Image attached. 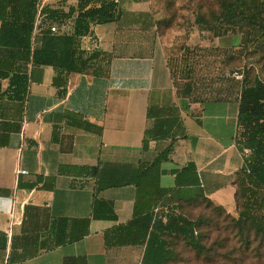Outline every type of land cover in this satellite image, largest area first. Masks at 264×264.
I'll return each mask as SVG.
<instances>
[{
    "label": "crops",
    "instance_id": "crops-1",
    "mask_svg": "<svg viewBox=\"0 0 264 264\" xmlns=\"http://www.w3.org/2000/svg\"><path fill=\"white\" fill-rule=\"evenodd\" d=\"M27 1L35 5L34 23L39 12L44 17L31 51L53 23L49 12L74 24L77 5ZM110 1L117 5L115 20L92 23L79 44L106 56L104 76L13 62L0 48L7 66L0 69V232L7 236L0 264H146L150 229L137 244L117 243L137 229H122L134 219L135 183L171 193L197 187L213 206L236 215L235 179L244 165L237 144L240 93L200 103L178 98L154 1ZM158 121H173V130L147 140L145 132ZM60 166L96 171L61 175ZM169 197L153 208L150 225L166 222L168 204L160 202ZM95 202L100 218H93ZM60 219H89L87 235L56 246L51 226Z\"/></svg>",
    "mask_w": 264,
    "mask_h": 264
},
{
    "label": "trees",
    "instance_id": "trees-1",
    "mask_svg": "<svg viewBox=\"0 0 264 264\" xmlns=\"http://www.w3.org/2000/svg\"><path fill=\"white\" fill-rule=\"evenodd\" d=\"M248 6L245 0H236L235 3H229L224 10L223 17L227 23L234 28L252 29L255 36L262 34L261 29L252 21L240 14V10ZM35 5L27 0H0V48L8 50L13 62L32 61L37 66L52 67L67 74H90L93 76L106 75L108 60L106 56L90 53L88 58L104 61L105 65L100 67L92 66L93 71L87 66V61L79 54L80 40L87 37L92 23H106L115 20L117 15V5L110 0H78L76 18L74 21L73 32L68 36H54L49 33L43 35L41 47L38 50L31 51V40L34 29ZM72 12V11H71ZM70 12V13H71ZM52 21H58L56 12L48 13ZM260 40H264V34ZM89 52V51H88ZM91 67V68H92ZM7 66L0 63V69H6ZM97 68V69H96ZM18 80L20 78L13 77ZM13 83V84H12ZM11 82V85H16ZM56 83V81H55ZM147 116L150 118V111ZM237 144L241 152L247 150L248 156L244 155L243 168L237 174L235 179V204L236 214L238 210V184L237 180L244 176L252 185L264 194V83L261 81L249 82L248 76L244 75L240 87V98L237 115ZM174 122L158 121L152 129L145 132L147 140H160L169 136L173 130ZM146 144V143H145ZM96 169L89 170L85 167L60 166L59 174H71L76 176H87L94 174ZM144 174V173H142ZM137 188L135 207L133 212L134 219L122 229H131L137 226V229L125 234L122 239H118L119 244H137L139 238H145L150 229L146 242L144 261L146 264H167L173 256V243L176 239H181L187 246L195 249L197 253H205L206 262L209 264H228L224 260L234 254V249L229 253L222 254L225 249L224 240L217 238L211 245L204 246L205 238L201 231L202 219H191L183 212V207L193 203L197 198H202L210 207L221 213L225 210L213 206L210 202L201 196L200 190L195 187L187 193L179 191L169 192L162 189H141L135 183ZM196 186V184H195ZM109 187V186H108ZM168 200L160 202V206L166 207L168 214L163 217L166 222L155 221L152 225L149 218L151 211L161 199L169 195ZM187 194V201L181 200V197ZM168 201V202H166ZM183 202V203H181ZM172 206H169L170 204ZM98 203L93 207V218H100L97 212ZM178 209L179 214H175ZM228 214V213H227ZM232 226L238 227L241 231L240 251L244 256L251 249L249 238L244 237V229L256 228V237L259 246L264 243V221L261 224L250 220L244 214L239 213L236 221H231ZM89 219L70 220L60 219L53 223L51 228L55 234V245L61 246L65 243L79 241L88 233ZM215 232L220 233L222 229L214 221ZM150 227V228H149ZM7 244V236L0 232V251L4 250ZM245 250V251H244ZM244 251V252H243ZM252 251V250H251ZM259 254V249L254 250ZM24 259V258H23ZM233 264H238V260L231 259ZM64 264H70V261L64 260Z\"/></svg>",
    "mask_w": 264,
    "mask_h": 264
},
{
    "label": "rangeland",
    "instance_id": "rangeland-1",
    "mask_svg": "<svg viewBox=\"0 0 264 264\" xmlns=\"http://www.w3.org/2000/svg\"><path fill=\"white\" fill-rule=\"evenodd\" d=\"M153 1L159 16L161 42L178 98L188 103H200L216 97L234 98L240 93L244 75L248 76L251 84L255 80L264 83V40H260L264 34V0H245L248 7L240 10L241 15L261 29L259 36H255L248 27H231L223 17L225 7L236 0ZM50 22L59 26L64 22L73 23L71 20ZM79 54L92 71L95 69L92 66L102 68L105 65L104 61L88 58L90 53L84 49H80ZM238 76L240 78L237 79ZM243 155L248 156L249 152L245 150ZM237 184L239 206L236 215L216 211L202 198L183 207V212L188 218L202 219L204 246L219 238L224 240L225 245L222 254L235 250L224 260L228 264H233V258L238 260V264H264V243L258 247V240H254L256 228L242 231L244 237L250 239L252 250L243 256L239 241L241 231L231 222L242 213L260 225L264 221V194L244 176L237 180ZM214 221L222 232H215ZM257 249L259 254L254 252ZM173 252L167 264H209L205 253H197L180 238L174 241Z\"/></svg>",
    "mask_w": 264,
    "mask_h": 264
},
{
    "label": "built area",
    "instance_id": "built-area-1",
    "mask_svg": "<svg viewBox=\"0 0 264 264\" xmlns=\"http://www.w3.org/2000/svg\"><path fill=\"white\" fill-rule=\"evenodd\" d=\"M65 3L68 5H72V6L76 7L78 0H65ZM40 11H41V9H40ZM43 18L44 17H42L40 15V12H39V16L34 23V29H33V36L32 37H34L37 34L39 25L41 24ZM73 25L74 24L70 23V22L69 23L64 22L60 26L57 25L56 23H51L48 27V31L51 35H54V36H68V35L72 34V32H73ZM236 78L238 79L240 77L238 76ZM18 173L22 174V175L27 174L26 171H20Z\"/></svg>",
    "mask_w": 264,
    "mask_h": 264
}]
</instances>
